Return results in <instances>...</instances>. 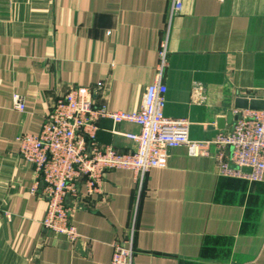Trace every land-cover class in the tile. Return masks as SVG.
<instances>
[{"label":"crops","instance_id":"crops-1","mask_svg":"<svg viewBox=\"0 0 264 264\" xmlns=\"http://www.w3.org/2000/svg\"><path fill=\"white\" fill-rule=\"evenodd\" d=\"M0 0V264H111L113 244L134 228V264H264V179L224 175L215 157L170 150L142 184L129 169L106 174L102 192L79 187L75 243L43 226L47 202L18 136L38 134L74 86L97 106L133 112L154 82L168 40L165 113L212 140L238 96L264 98V0ZM169 30V32H168ZM197 87L201 95L194 96ZM25 110L16 108L17 99ZM227 124L230 130L233 123ZM98 142L135 149L132 123L99 121Z\"/></svg>","mask_w":264,"mask_h":264},{"label":"built area","instance_id":"built-area-1","mask_svg":"<svg viewBox=\"0 0 264 264\" xmlns=\"http://www.w3.org/2000/svg\"><path fill=\"white\" fill-rule=\"evenodd\" d=\"M183 8L184 0H171L168 29ZM168 54L165 38L160 44L155 80L147 86L138 110L125 112L97 106L94 97L103 82L94 87L74 86L54 103L38 134L18 136L20 155L40 177L32 191L42 189L47 202L43 219L46 229L75 243L81 234L74 223L75 206L70 205L69 199L79 198L81 183H85L88 196L99 194L109 170L129 169L142 186L147 173L166 167L170 150L180 146H186L192 155L215 157L224 175L252 181L264 179V107L234 110L237 119L230 130L220 132L212 140H192L189 120L170 117L164 110L168 88L163 77ZM202 90L197 87L194 96L201 95ZM16 108L25 110L21 98L17 99ZM103 118L114 124L138 125L139 132L126 134L135 141V149L120 152L112 146H101L97 138ZM244 168L251 171L245 172ZM113 247L111 264H134V228L128 238L117 240Z\"/></svg>","mask_w":264,"mask_h":264},{"label":"water","instance_id":"water-1","mask_svg":"<svg viewBox=\"0 0 264 264\" xmlns=\"http://www.w3.org/2000/svg\"><path fill=\"white\" fill-rule=\"evenodd\" d=\"M264 107V98L257 96H238L235 104V110L237 109H262ZM237 119V115L234 111L230 112L227 117H221L218 119L217 126L224 131L227 124H231L233 120ZM245 172H250V168H244Z\"/></svg>","mask_w":264,"mask_h":264}]
</instances>
